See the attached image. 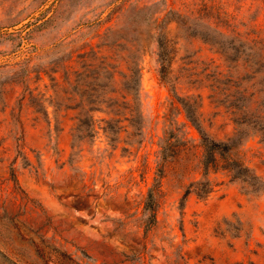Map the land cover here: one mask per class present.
<instances>
[{
  "label": "rangeland",
  "instance_id": "obj_1",
  "mask_svg": "<svg viewBox=\"0 0 264 264\" xmlns=\"http://www.w3.org/2000/svg\"><path fill=\"white\" fill-rule=\"evenodd\" d=\"M255 32L264 0H0V264H264ZM179 100L251 179L218 155L203 172Z\"/></svg>",
  "mask_w": 264,
  "mask_h": 264
},
{
  "label": "trees",
  "instance_id": "obj_2",
  "mask_svg": "<svg viewBox=\"0 0 264 264\" xmlns=\"http://www.w3.org/2000/svg\"><path fill=\"white\" fill-rule=\"evenodd\" d=\"M220 10H217L219 12ZM169 12V10L166 11V13ZM221 15L226 19L227 23L224 26L219 25L220 28H217V34L219 36H214V43L219 45V47H222L224 43H226L225 40L229 37L231 33L237 34V30H235V25L233 20V17H231L228 13V11L223 10L221 12ZM219 14H214V18ZM165 17V14H164ZM164 17L157 18V16L152 17V21L154 23V31H155V36H154V41L156 45V53L158 57V62H159V76L160 79L165 80L166 75L168 74L171 66L172 59L174 57V48H170L169 46V40L167 38V34L165 33V29L167 28V21L163 22ZM232 20V21H231ZM253 23V22H252ZM214 25H218L217 23L214 22ZM254 42L258 43L259 46H253L252 49L257 51V58L256 59H246L248 62V67L252 70L248 71L249 77H253L256 72L260 71V69L264 68V35L260 32H255L254 34ZM233 39V38H232ZM251 39V38H249ZM253 41V40H252ZM227 43H229L227 41ZM229 48H232V46H229ZM223 50V49H222ZM221 50V51H222ZM220 51V53H221ZM223 54V52H222ZM227 59L235 61L237 58L235 56H228L223 54ZM225 59V58H224ZM246 64V65H247ZM135 73L138 74L139 71V66L136 64V67L134 69ZM264 74V73H263ZM170 89L174 90L175 85L170 84ZM250 95L247 97V105L249 106V110L253 111V107L255 103V96H253V93H249ZM179 97V96H177ZM255 97V98H254ZM254 98V99H253ZM180 104L182 105V108L185 111V116L187 119L190 121V123L193 125V127L196 129L198 136H199V144L202 150V158L200 160V163L202 165V170L203 172L205 171V168L213 161L215 160V156L218 155L220 158L224 159V161L227 163L228 168L230 170V173L232 174L233 177H237L240 179L245 180L246 178L251 179L253 176L247 175V167L244 165H241L237 160L230 158L227 155V151L230 148V145L228 143L221 141V140H216L210 136H208L201 128V126L198 123V120L194 114V109L191 110L192 108L188 107L185 102L182 100H179ZM248 109V108H247ZM242 120H248L249 122L252 123H259V122H264V110H259V112H250L246 116H242ZM264 127H261L263 129ZM206 184V181L204 182ZM202 190V188H201ZM208 189L204 190L203 192L206 193ZM204 193H200V191H196L195 194L198 196L204 195ZM0 255H4V253L0 252Z\"/></svg>",
  "mask_w": 264,
  "mask_h": 264
}]
</instances>
